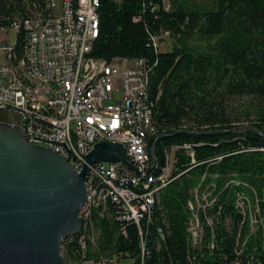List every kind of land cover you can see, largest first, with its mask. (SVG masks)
<instances>
[{
	"label": "trees",
	"instance_id": "1",
	"mask_svg": "<svg viewBox=\"0 0 264 264\" xmlns=\"http://www.w3.org/2000/svg\"><path fill=\"white\" fill-rule=\"evenodd\" d=\"M7 6L0 0L1 11ZM152 37L168 38L170 50L156 51ZM89 56L145 60L157 130L149 147L159 168L165 153L174 155L171 181L143 222L145 252L133 224L124 238L121 226L98 218L103 250L115 244L135 264H187V201L204 176L221 194L207 217L210 234L203 229L207 252L196 264H264V0H169L167 9L162 0H100ZM244 126L254 130H237ZM239 189L255 212L252 232L248 212L243 217L232 205ZM61 253L80 258L75 244L62 242Z\"/></svg>",
	"mask_w": 264,
	"mask_h": 264
},
{
	"label": "built area",
	"instance_id": "2",
	"mask_svg": "<svg viewBox=\"0 0 264 264\" xmlns=\"http://www.w3.org/2000/svg\"><path fill=\"white\" fill-rule=\"evenodd\" d=\"M7 1L8 6L0 10V51L6 58L0 65V112L12 116L10 124L22 129L28 143L59 153L76 173L86 165L85 156L95 143L116 142L126 148L127 162L134 169L122 163L86 165V174H93L94 189H86L78 233L63 240L65 246L75 244L79 251V260L70 259L73 264H116L123 252L116 251L115 244L103 250L100 228L98 233H90L86 214L95 211L96 222L97 214H105V221L122 226L120 237L124 238L126 225L133 224L141 245L143 222L151 220L154 193L137 195L136 186L147 183V176L156 168L149 147L157 131L152 122L153 103L143 96V88H149L150 68L144 59L116 58L108 61L107 71H100L97 86L84 88L88 74L99 70V59L89 53L100 0H35V21L23 18L24 0ZM39 3L47 4V14H39ZM10 31L15 33L13 43L8 38ZM166 36L167 32L162 35ZM159 39L151 38L156 51L165 44ZM173 157V153H165L159 188L171 181ZM218 194L216 184L206 183L204 176L191 191L185 226L187 253H192V260L187 264H196L197 257L207 252L202 229H209L210 234L207 217L209 210L215 209ZM232 205L244 217L251 201L239 189L234 192ZM254 213L251 232L257 223ZM87 236H96V243L87 245ZM236 237L239 243V235ZM241 252L236 242L235 253ZM140 259L143 262V257ZM248 264L255 263L249 258Z\"/></svg>",
	"mask_w": 264,
	"mask_h": 264
},
{
	"label": "water",
	"instance_id": "3",
	"mask_svg": "<svg viewBox=\"0 0 264 264\" xmlns=\"http://www.w3.org/2000/svg\"><path fill=\"white\" fill-rule=\"evenodd\" d=\"M150 154L156 159L154 145ZM85 160L134 169L116 142L95 143ZM86 165L76 173L59 153L28 143L20 127L0 122V264H66L61 244L81 226Z\"/></svg>",
	"mask_w": 264,
	"mask_h": 264
},
{
	"label": "bare ground",
	"instance_id": "4",
	"mask_svg": "<svg viewBox=\"0 0 264 264\" xmlns=\"http://www.w3.org/2000/svg\"><path fill=\"white\" fill-rule=\"evenodd\" d=\"M34 4H35V0H24L25 11H23V18H26L27 21H35V19H38V11L35 10ZM39 14H47L46 3H39ZM95 26H96V30H95V39H96L98 33V15L95 16ZM117 59H125V58H117ZM107 67H108V61L99 59V70H92L88 74L87 79L84 80V88H92L94 86H97L98 81L100 80V71H107ZM143 96L150 97L149 88H143ZM164 167H166V162L163 168H159V164L156 161V168L152 169V176H147V183H142L141 186H136L137 195H149L150 193H154L153 206L156 202L158 192L160 191V189H162L159 188V183H162L161 175H163ZM85 185H86V189H94L93 174H86ZM152 209L153 207L151 208V210ZM98 218H105V214H97V219ZM86 221L89 224V232L98 233L96 227L95 211H87ZM120 228H121L120 233H122V226ZM202 237H203V229H202ZM94 243H96V236H87V245H94ZM140 247L142 253H144L145 244L143 238L141 239Z\"/></svg>",
	"mask_w": 264,
	"mask_h": 264
},
{
	"label": "rangeland",
	"instance_id": "5",
	"mask_svg": "<svg viewBox=\"0 0 264 264\" xmlns=\"http://www.w3.org/2000/svg\"><path fill=\"white\" fill-rule=\"evenodd\" d=\"M114 1L120 2L121 0H114ZM164 2H166V5H169V0H164ZM1 38L2 37L0 36V39ZM8 38H9V41L11 43H13L15 41V33L10 31L8 33ZM170 47H171V41L168 38H166L165 39V45L162 47V50L163 51L170 50ZM5 62H6L5 54H4V52L0 51V65L4 64ZM0 117L2 119V120H0V122L10 123L12 120L11 115H8V114L3 113V112H0ZM245 212L246 213L248 212V217L250 220L249 226H250V230H251V224H252L251 219H253V212H251V208L244 209V213ZM65 263L66 264H73V262L70 261V259H67V260L65 259ZM135 263H136L135 258H132V257L119 258L116 262V264H135ZM95 264H103V261H95Z\"/></svg>",
	"mask_w": 264,
	"mask_h": 264
},
{
	"label": "flooded vegetation",
	"instance_id": "6",
	"mask_svg": "<svg viewBox=\"0 0 264 264\" xmlns=\"http://www.w3.org/2000/svg\"><path fill=\"white\" fill-rule=\"evenodd\" d=\"M0 120H2L1 117H0Z\"/></svg>",
	"mask_w": 264,
	"mask_h": 264
}]
</instances>
